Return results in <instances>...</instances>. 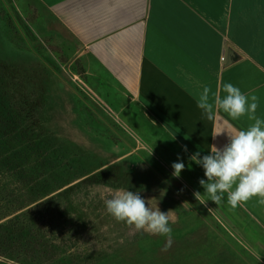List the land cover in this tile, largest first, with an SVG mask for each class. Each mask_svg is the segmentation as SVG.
Listing matches in <instances>:
<instances>
[{"label": "rangeland", "instance_id": "374dc122", "mask_svg": "<svg viewBox=\"0 0 264 264\" xmlns=\"http://www.w3.org/2000/svg\"><path fill=\"white\" fill-rule=\"evenodd\" d=\"M76 51L40 0H0V264H264V234L199 204L195 166L173 177L165 136L111 110ZM123 190L170 211V244L107 213Z\"/></svg>", "mask_w": 264, "mask_h": 264}, {"label": "crops", "instance_id": "0c3cea01", "mask_svg": "<svg viewBox=\"0 0 264 264\" xmlns=\"http://www.w3.org/2000/svg\"><path fill=\"white\" fill-rule=\"evenodd\" d=\"M40 1L75 43L74 61L89 87L113 111L141 110L158 129L149 135L155 145L165 136L172 147L161 145L160 153L170 167L179 156L196 168L186 173L206 179L189 157L207 155L211 145L222 148L229 135L254 123L247 116L233 121L219 109L212 120L202 118L197 100L204 86L210 99L225 83L256 95V116L264 119V0ZM257 200L232 209L224 194L219 206L264 234Z\"/></svg>", "mask_w": 264, "mask_h": 264}, {"label": "clouds", "instance_id": "9594fccd", "mask_svg": "<svg viewBox=\"0 0 264 264\" xmlns=\"http://www.w3.org/2000/svg\"><path fill=\"white\" fill-rule=\"evenodd\" d=\"M210 92L211 89L204 86L197 100L202 118L212 120L214 110L219 109L233 121L247 116L254 123L246 130L229 135V142L222 148L211 145L207 155L201 156L197 151L189 157L203 168L206 178L199 180L204 192L194 191L193 196L205 206L209 200L216 205L221 204L224 194H227V204L232 209L243 206L254 197L258 198L259 205L264 206V119L256 116L259 98L254 94L242 93L231 83L222 84L211 99ZM221 92L225 93L223 97ZM182 147L184 152L188 151L187 145ZM171 167L172 176L180 178L185 163L178 156ZM105 206L107 213L117 222L125 223L135 232L165 237L170 244V211L165 213L158 207H150L140 192L119 191L111 199L105 200ZM182 206L192 205L185 201Z\"/></svg>", "mask_w": 264, "mask_h": 264}]
</instances>
